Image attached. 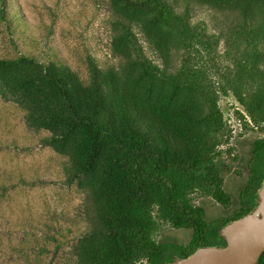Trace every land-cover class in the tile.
Segmentation results:
<instances>
[{"label":"trees","instance_id":"1","mask_svg":"<svg viewBox=\"0 0 264 264\" xmlns=\"http://www.w3.org/2000/svg\"><path fill=\"white\" fill-rule=\"evenodd\" d=\"M121 1L147 19L142 33L156 53L168 57L167 36L169 41L175 39L178 50L186 51L173 70L143 55L142 78H149L154 86L172 87L168 102L170 107L176 104L172 115L182 117L180 121L184 118L195 135L184 137L166 113L146 107L132 95L130 103L113 105L97 80L86 93L76 87L66 70L46 66L31 56L0 59V76L11 85L12 93L34 106L31 116L35 124L54 132L48 143L68 146L78 176L92 178L105 235L99 247L95 243L88 247L83 264H166L174 257L187 258L201 247L225 245L215 230L246 216L256 204L264 180V138L254 143L249 174L239 194L240 207L231 216L209 222L204 208L194 202L197 193L229 208L232 198L224 183L232 169L217 154L218 145L196 139L204 130L220 132L224 126L216 83L203 63L205 55L213 60L212 50L219 39L209 33L205 23L192 19L197 6L239 11L241 28L252 35L253 55L237 65L222 92L232 90L252 121L263 125L264 0H231L235 3L230 6L229 0ZM126 27L131 33L133 25ZM251 83L256 90L250 92L245 87ZM186 94L198 95L207 110L201 115L184 110ZM160 224L191 230L190 241L158 242L155 234ZM257 264H264V253Z\"/></svg>","mask_w":264,"mask_h":264},{"label":"rangeland","instance_id":"2","mask_svg":"<svg viewBox=\"0 0 264 264\" xmlns=\"http://www.w3.org/2000/svg\"><path fill=\"white\" fill-rule=\"evenodd\" d=\"M146 20L125 8L121 0H0V59L34 57L41 64L66 70L86 93L97 80L113 105L130 103L132 95L146 107L166 113L184 137L195 135L184 118L180 121L182 117L172 115L176 106H168L172 87L160 82L154 86L149 78H142L143 55L171 70L186 55L169 36L168 57L156 53L142 33ZM192 21L205 23L219 39L212 50L213 60L205 55L203 63L216 83L224 126L220 132L204 130L196 139L218 145L217 154L232 169L224 183L232 198L229 208L211 197L193 195L212 222L231 216L240 207V190L249 174L254 143L264 138V124L252 121L232 90L222 92L237 65L253 55L252 35L241 28L239 11L197 6ZM127 24L133 25L131 33ZM245 88L256 90L252 83ZM184 99V110L189 113L201 115L207 110L198 95L186 94ZM33 109L0 76V264H83L88 247L93 243L99 247L105 235L92 178L78 176L68 146L48 143L54 132L35 124ZM191 236V230H175L166 224H160L155 234L158 242L179 244H188ZM171 262L173 258L166 263Z\"/></svg>","mask_w":264,"mask_h":264},{"label":"water","instance_id":"3","mask_svg":"<svg viewBox=\"0 0 264 264\" xmlns=\"http://www.w3.org/2000/svg\"><path fill=\"white\" fill-rule=\"evenodd\" d=\"M215 233L225 245L201 247L187 258L174 257L166 264H257L264 253V180L254 208Z\"/></svg>","mask_w":264,"mask_h":264}]
</instances>
